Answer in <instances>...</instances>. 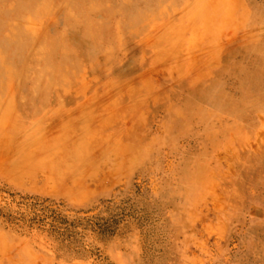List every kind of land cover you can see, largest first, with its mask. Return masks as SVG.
<instances>
[{"label": "rangeland", "instance_id": "1", "mask_svg": "<svg viewBox=\"0 0 264 264\" xmlns=\"http://www.w3.org/2000/svg\"><path fill=\"white\" fill-rule=\"evenodd\" d=\"M258 51L264 0H0V264H264Z\"/></svg>", "mask_w": 264, "mask_h": 264}, {"label": "bare ground", "instance_id": "2", "mask_svg": "<svg viewBox=\"0 0 264 264\" xmlns=\"http://www.w3.org/2000/svg\"><path fill=\"white\" fill-rule=\"evenodd\" d=\"M82 1V0H81ZM98 1V0H97ZM148 2H149V0H147ZM155 1V0H154ZM162 1H164V0H157V2H162ZM85 2H86V0H85ZM86 4H88V3H86ZM144 4V3H143ZM146 4V3H145ZM155 5V4H154ZM149 6V5H148ZM124 8V7H123ZM96 10V9H95ZM94 10V11H95ZM103 11V10H102ZM97 12V11H96ZM125 13V12H124ZM124 17H125V19L127 18V15L126 14H124ZM87 19V18H86ZM124 19V20H125ZM90 20H92V19H90ZM88 22V21H87ZM86 22V23H87ZM125 22V21H124ZM85 23V24H86ZM83 24H84V22H83ZM91 25L92 24H90V27H91ZM93 27V26H92ZM95 27V26H94ZM98 28V27H97ZM95 31V30H94ZM98 31H99V29H98ZM95 33H96V31H95ZM94 33V34H95ZM93 34V35H94ZM95 37V36H94ZM13 43V42H12ZM11 43V44H12ZM13 48V47H12ZM9 51V50H8ZM20 53V52H19ZM71 53V52H70ZM258 53L260 54V58H263L264 57V53L263 52H259L258 51ZM67 55V54H66ZM69 56V55H68ZM4 71H2V72H0V77L4 74L3 73ZM0 83H2L1 82V79H0ZM217 83H218V80H215V82H214V80H213V82H212V84H213V89L212 90H210V94H211V97H213V98H219V97H222L223 96V93H222V90H221V87H220V85L219 86H217ZM26 102H28L27 103V105H26V111H27V113H28V115H31V113L32 112H36L37 110H38V101H36V100H31L30 101V98L29 99H27V101ZM249 104H250V102H249ZM204 108H206V107H204ZM207 110V109H206ZM211 110V109H210ZM205 111V110H204ZM259 111V110H258ZM248 113V112H247ZM259 114V113H258ZM259 119V118H258Z\"/></svg>", "mask_w": 264, "mask_h": 264}]
</instances>
